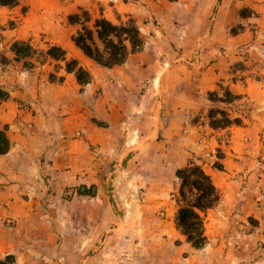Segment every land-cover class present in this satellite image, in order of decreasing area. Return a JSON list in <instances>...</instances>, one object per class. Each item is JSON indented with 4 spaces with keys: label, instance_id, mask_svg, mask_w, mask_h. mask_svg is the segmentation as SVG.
<instances>
[{
    "label": "rangeland",
    "instance_id": "1",
    "mask_svg": "<svg viewBox=\"0 0 264 264\" xmlns=\"http://www.w3.org/2000/svg\"><path fill=\"white\" fill-rule=\"evenodd\" d=\"M73 1L78 0H67ZM105 2L109 16H116L117 6L127 5L137 20L145 39L140 64L151 67L146 66L149 74L143 67L129 68L128 75L135 87L145 77L155 91L145 97V108L142 92L124 94L134 101L128 105L134 120H117V115L112 124L87 120L86 133L95 138L86 145L85 165L70 158L71 166L42 174L35 183L39 188L22 186L30 203L8 204L0 189V216L7 214L0 220V239H11L18 232L15 226H22V235L17 233L20 262L13 254L0 260L3 264H264V0ZM1 9L0 111L2 100L14 97L20 113L15 118L11 108L7 120H34V101H45L43 96L37 98L43 87L36 88L34 96V86L44 79L47 83L49 71H57L60 62L44 65L50 47L26 42L15 45L28 55L19 59L5 55L12 40L5 31L19 25L25 7L19 15ZM65 20L66 31L72 30ZM53 52L60 54L61 49ZM77 62L72 57L68 67ZM81 77L90 78L88 69H82ZM111 77L108 83H115ZM105 87L100 81L93 98L102 97ZM225 118L237 122L213 125ZM52 126L58 133L66 132L55 121ZM2 129L7 130V124L0 123ZM107 131L109 139L104 141ZM61 145L60 139L51 142L52 153ZM56 160L50 153L48 161ZM190 161L203 165L222 194L206 212L209 242L201 249L177 227V171ZM1 166L5 165H0V183H5L10 177L5 178ZM27 178L32 182V174ZM18 212L24 221H17Z\"/></svg>",
    "mask_w": 264,
    "mask_h": 264
},
{
    "label": "crops",
    "instance_id": "2",
    "mask_svg": "<svg viewBox=\"0 0 264 264\" xmlns=\"http://www.w3.org/2000/svg\"><path fill=\"white\" fill-rule=\"evenodd\" d=\"M91 1L18 0V3L9 8V10L4 8L10 7V5H0L2 7L1 10L16 15H19L22 7H25L19 25L5 31V33H9L12 36L11 44L8 43L10 48L7 46L9 49L4 52L5 55L8 57L16 56L18 59L24 57L19 56L16 52L15 43L18 42H26L34 47L45 46L51 48L56 46L64 50L65 53V57L62 59L50 56L49 50L46 52L47 61L44 65L48 66L50 61H58L60 65L57 71H49L47 77L50 80H47V83H45L44 79L40 80L41 84L39 87L37 83L34 86V96L39 91L36 88L43 87L37 98L43 96V100H45L43 103L34 101V120H7L8 116L12 114L11 108L15 109L13 111L15 118L20 113L16 105L18 101L17 99L15 101L14 97L2 100L3 109L0 111V123L8 126L6 132L11 140V147L6 153H0V165H5L3 168L1 166L2 169H5V178L10 177V179L4 180L5 183H0V189L5 193V202L8 204L24 205L25 203H30V200H26L25 190L21 189L22 186H24V189L32 190L39 188L35 183H39L42 174H46L49 170L53 171L54 167L65 169L71 166V163L70 165L68 164L70 158L74 161L76 159L81 167L85 165L87 161L84 154L86 145L90 140L94 141L95 138L93 134L86 133L87 120H106L112 124L114 123L112 120H116L114 119L116 115L118 117L117 120H134L135 116L130 112L129 109L131 108L128 106L132 107L134 101L131 100L132 97L130 100L128 97L125 98L124 94L129 96L135 91L142 92V108H145L147 103L145 97L149 98V91H155L154 88L150 89L145 77L142 78V83L139 84V87H135L136 85L130 82V75H128L129 68L132 69V67L135 69L143 67L142 70H146L148 74L150 73V70L146 69V66L151 67L150 64H140V59L145 51L131 52L123 63L106 66L86 55L75 43L73 36L80 29V25L72 23L69 17L72 13L78 11L79 8L88 10L93 19L103 16L113 22H119L120 20L132 18L138 24L134 15L128 11L127 5L117 6L116 16L113 17L109 16L104 5L106 0H102L103 4L99 0L92 3ZM65 19H68L70 25L73 26L72 30H70V27V31H66ZM2 30V27H0V31ZM66 32L68 33L66 34ZM72 57L78 61L77 67L88 69L90 76L88 81L81 82L78 79L77 67L72 70L69 69L68 62ZM35 66L34 69H36ZM110 76H113L111 78L116 81L115 83H108L109 80L107 78ZM42 81L46 85L42 84ZM100 81L106 84L105 92L102 97L95 99L92 95ZM84 83L85 86L82 85ZM83 86L84 88H82ZM88 110L92 113L88 112ZM99 114H101V118L96 119L95 116L98 117ZM52 121H55L57 127L63 128L66 132L58 133L52 126ZM108 131L105 134L107 138L102 140L106 141L109 139ZM57 139L61 140L62 145L56 153H52L50 143L57 141ZM25 143L28 144L25 145ZM50 153L54 154V156L56 155L57 158L53 163L48 161ZM45 157H47V160H44ZM26 169H29L31 173ZM80 170L73 168L72 171L85 172L83 168ZM4 174L2 173V176ZM28 174H32V182L27 178ZM8 191H12V193H7ZM19 201L22 203H19ZM14 215L18 222L24 221V216L21 213H14ZM28 217L34 221L33 214H29ZM1 219H7L5 211L0 216ZM15 229L18 232L11 239L8 237H2L3 240L0 239V257L13 254L16 256L17 263L20 262L17 233L20 236L22 235L21 224L15 226Z\"/></svg>",
    "mask_w": 264,
    "mask_h": 264
},
{
    "label": "trees",
    "instance_id": "3",
    "mask_svg": "<svg viewBox=\"0 0 264 264\" xmlns=\"http://www.w3.org/2000/svg\"><path fill=\"white\" fill-rule=\"evenodd\" d=\"M18 0H0L1 5H15ZM74 24H79L80 29L73 36L75 43L86 55L97 62L113 66L123 63L131 52L140 51L145 45L144 36L139 25L132 18L113 22L106 17L92 18L90 12L79 8L69 17ZM52 46L49 55L53 58L65 57L64 50L57 54ZM19 56H25L19 47L15 46ZM77 67V65L75 66ZM74 69V67H69ZM76 69V68H75ZM82 68L77 67V76L81 82ZM225 122H214L213 125L222 127L230 125L237 120L225 118ZM11 147V140L6 130H0V153H6ZM180 179L177 227L187 237L188 242L197 249L204 248L209 242L206 228V212L215 207L221 200V191L213 181L211 175L203 165L190 161L185 167L177 171ZM11 258L7 255L6 260ZM15 262V261H13ZM3 264V260H0Z\"/></svg>",
    "mask_w": 264,
    "mask_h": 264
}]
</instances>
